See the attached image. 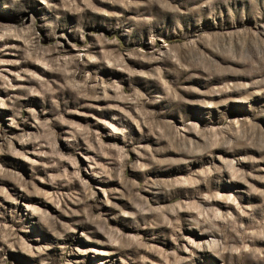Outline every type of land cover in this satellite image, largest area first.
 <instances>
[{
  "label": "rangeland",
  "instance_id": "1",
  "mask_svg": "<svg viewBox=\"0 0 264 264\" xmlns=\"http://www.w3.org/2000/svg\"><path fill=\"white\" fill-rule=\"evenodd\" d=\"M0 264H264V0H0Z\"/></svg>",
  "mask_w": 264,
  "mask_h": 264
}]
</instances>
